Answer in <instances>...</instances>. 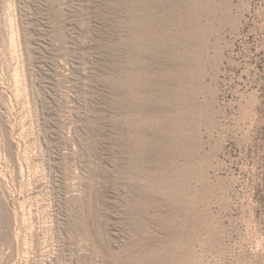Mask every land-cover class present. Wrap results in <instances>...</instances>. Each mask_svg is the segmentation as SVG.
I'll use <instances>...</instances> for the list:
<instances>
[{
	"label": "rangeland",
	"instance_id": "1",
	"mask_svg": "<svg viewBox=\"0 0 264 264\" xmlns=\"http://www.w3.org/2000/svg\"><path fill=\"white\" fill-rule=\"evenodd\" d=\"M0 264H264V0H0Z\"/></svg>",
	"mask_w": 264,
	"mask_h": 264
},
{
	"label": "bare ground",
	"instance_id": "2",
	"mask_svg": "<svg viewBox=\"0 0 264 264\" xmlns=\"http://www.w3.org/2000/svg\"><path fill=\"white\" fill-rule=\"evenodd\" d=\"M150 252V251H149ZM145 257V256H144Z\"/></svg>",
	"mask_w": 264,
	"mask_h": 264
}]
</instances>
